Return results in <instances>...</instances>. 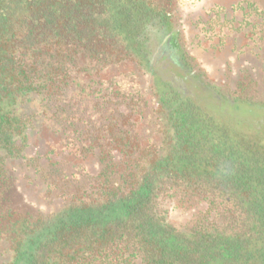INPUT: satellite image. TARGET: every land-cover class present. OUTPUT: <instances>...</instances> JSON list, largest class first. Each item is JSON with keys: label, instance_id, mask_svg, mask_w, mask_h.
Wrapping results in <instances>:
<instances>
[{"label": "trees", "instance_id": "16d2710c", "mask_svg": "<svg viewBox=\"0 0 264 264\" xmlns=\"http://www.w3.org/2000/svg\"><path fill=\"white\" fill-rule=\"evenodd\" d=\"M176 4L0 0V264H264V99L239 86L226 106L245 118L215 94L208 111L157 93L146 123L148 99L118 84L123 66L149 69ZM29 146L53 155L21 173L59 200L49 211L18 205Z\"/></svg>", "mask_w": 264, "mask_h": 264}, {"label": "flooded vegetation", "instance_id": "af4514ba", "mask_svg": "<svg viewBox=\"0 0 264 264\" xmlns=\"http://www.w3.org/2000/svg\"><path fill=\"white\" fill-rule=\"evenodd\" d=\"M213 7L216 11H211L212 15L207 20L218 17L219 19H225L227 22L232 21L235 30L241 31L244 29L239 35V42L241 38L243 41L241 40V43H239L237 39L233 42L234 48L237 49V54L233 55V58L238 61L235 66L236 72L234 76H230L231 65L228 62L225 71L226 80H223V82L212 81L206 76L207 74L202 66L184 47L183 31L180 27V18L176 6V10L171 13L172 17L169 22L160 21L158 25H154L151 29L148 37L150 46L148 50L150 54L149 69L145 70L136 63L130 64L131 70L138 74L137 76L140 77L143 74L147 77V86L144 93L148 97L146 98L148 99V104H150L149 100H153L155 102L154 106L155 104L157 105L161 95L163 100L170 97H180V88L183 86L179 85V87H176L173 83H162L163 75H166V73L170 78H174L175 75L180 76L185 83V87L194 89L198 95H204L205 93H208V95L215 94L225 105H228L231 100L242 96L239 86L253 87L256 90V99L259 101L264 99V0H234L228 6L215 3ZM231 15L232 20L230 19ZM206 23L209 22L207 21ZM218 40V46L226 45L223 39ZM163 61H165L164 65H161L160 62L162 63ZM241 61L249 62V64L240 65ZM123 68L125 67L123 66ZM157 93L159 94L158 97ZM253 95L251 94L250 96ZM47 121L45 123L43 121L33 123L32 129L36 131L42 130V133H49L46 127L50 125V122ZM26 152L30 154L27 157L24 156L23 161V165L27 170L18 169L15 179L19 197L18 205L37 210L42 209L40 203H43L45 206L44 210L49 211L52 206L57 205L59 200L46 198L44 195L45 185H36L35 182L30 185L26 177H23V175L27 174L33 178L34 175V168L26 164L28 159L31 156H35L38 152V155L42 156L49 151L36 146H29L26 148ZM52 156V154L48 153V157L52 158ZM45 159L46 156L40 158L42 161H45ZM22 172L25 174L22 175ZM28 188L35 192L34 196L29 194ZM37 195L38 199H36Z\"/></svg>", "mask_w": 264, "mask_h": 264}, {"label": "rangeland", "instance_id": "374dc122", "mask_svg": "<svg viewBox=\"0 0 264 264\" xmlns=\"http://www.w3.org/2000/svg\"><path fill=\"white\" fill-rule=\"evenodd\" d=\"M234 0H177V8L179 14L180 27L183 31V43L187 52L192 55L197 62L202 66L206 72V76L215 82H223L226 80L225 71L227 62L231 65L230 76H234L236 72L235 66L238 61L236 58H233V55L237 54V49L234 48L233 42L238 39L239 35L244 30L241 31L235 30L233 27L232 21H226L225 19H219L218 17L212 18L209 17L212 15L211 11H216L213 9V4L220 3L221 5L228 6ZM232 18V15L230 19ZM232 20V19H231ZM209 23H206V22ZM223 39L226 42V45L218 46L219 40ZM243 41V39L241 38ZM241 40L239 43H241ZM163 61L160 62L161 65H164ZM249 62L241 61L240 65H248ZM159 70V69H157ZM120 71H123L126 75H120L118 78V84L122 86L126 92H129L134 98V101L138 99V94L140 95L139 99H146L145 88L147 86L145 75L137 76L129 68L121 67ZM162 71V70H161ZM164 73V71H162ZM165 75V74H164ZM162 78V83H173L176 87L179 85L183 86L180 88V98H193L200 99L205 102V107L208 111L212 109L214 104L212 98H209L208 93L204 95H198L194 89L185 87L184 81L180 76L170 78L168 74ZM130 95V96H131ZM201 97V98H198ZM198 101V100H197ZM149 111L145 115V122L149 123L151 118V108L154 107V101L149 100ZM223 105V104H222ZM230 111V112H229ZM213 112V111H212ZM215 112V111H214ZM234 112L237 115L243 116L245 118H253L256 115V112L253 108L245 104H237L231 108H227L225 105L221 109V114L232 113ZM209 113V112H208ZM151 131V127L145 126L143 132L148 135ZM31 196H34L35 192L31 191L29 188L27 190ZM42 209L45 208L43 203H40ZM194 210H178L175 208H170L169 218L175 223H183L188 220Z\"/></svg>", "mask_w": 264, "mask_h": 264}]
</instances>
